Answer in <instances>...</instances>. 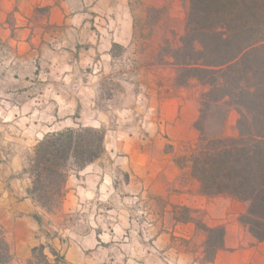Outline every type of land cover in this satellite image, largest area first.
I'll use <instances>...</instances> for the list:
<instances>
[{"label": "rangeland", "instance_id": "374dc122", "mask_svg": "<svg viewBox=\"0 0 264 264\" xmlns=\"http://www.w3.org/2000/svg\"><path fill=\"white\" fill-rule=\"evenodd\" d=\"M149 4L15 0L0 17L1 158L16 155L25 166L45 135L67 128L106 134L105 155L71 173L59 211L35 214L44 220L35 247L46 246L50 264V248L60 264H202L205 238L175 220L179 206L227 233L239 226L241 247L250 244L240 216L221 223L235 207L201 196L174 161L198 137V90L176 89L175 69L157 56L167 40L178 44L187 3ZM237 119L232 111L228 137L238 135ZM5 236L13 264L34 261V247L17 257Z\"/></svg>", "mask_w": 264, "mask_h": 264}, {"label": "trees", "instance_id": "16d2710c", "mask_svg": "<svg viewBox=\"0 0 264 264\" xmlns=\"http://www.w3.org/2000/svg\"><path fill=\"white\" fill-rule=\"evenodd\" d=\"M185 26L178 44L167 40L158 52L161 65L175 69L173 86L198 90V137L175 157L205 197L228 196L245 205L239 223L264 242V0H186ZM118 45L114 44L113 49ZM237 112L238 135L225 134ZM105 132L82 127L49 133L27 158L21 175L30 181L28 197L47 215H55L67 194L72 172H81L106 153ZM172 147V146H170ZM175 220L203 234L202 264H213L225 250L227 229L211 227L196 211L179 206ZM41 225L43 217L34 215ZM51 249L54 264H60ZM45 245L34 247L30 264H50ZM14 254L0 225V264Z\"/></svg>", "mask_w": 264, "mask_h": 264}, {"label": "crops", "instance_id": "0c3cea01", "mask_svg": "<svg viewBox=\"0 0 264 264\" xmlns=\"http://www.w3.org/2000/svg\"><path fill=\"white\" fill-rule=\"evenodd\" d=\"M14 1L0 0V17L6 16ZM150 1V7L161 9L171 0ZM131 27L133 29V24ZM23 168V162L18 156H13L9 161L0 156V225L5 230L17 257H22V253L23 257L28 258L31 249L36 246L35 236L39 224L33 216L39 214L40 208L27 195L30 181L21 175ZM215 199H221L235 207L222 211L224 220L221 223L227 224L228 218H238L245 211V205L231 197L220 196ZM241 230L239 226L228 228L226 249L218 253L213 264H264V242L258 243L251 236H247L250 244L241 247Z\"/></svg>", "mask_w": 264, "mask_h": 264}]
</instances>
